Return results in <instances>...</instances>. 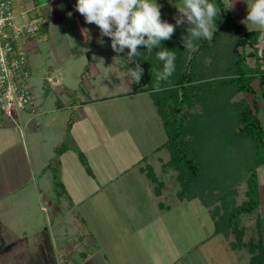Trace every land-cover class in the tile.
I'll list each match as a JSON object with an SVG mask.
<instances>
[{"label":"crops","instance_id":"obj_1","mask_svg":"<svg viewBox=\"0 0 264 264\" xmlns=\"http://www.w3.org/2000/svg\"><path fill=\"white\" fill-rule=\"evenodd\" d=\"M37 1L45 5L43 11L48 23L41 37L29 45L32 78L41 82L39 86L44 88L41 95L48 97L53 90L55 98L48 97L53 109L68 108L73 112L67 122L65 140L68 144L64 140L54 144L49 124L40 119L42 116L33 118V121L41 122L39 128L33 122L29 130L37 134L35 143L40 142L42 152L51 147L56 150L59 159L52 162L55 170L60 168V179L68 198L73 199L69 186H73L74 194L85 192L77 198L82 204L97 198L100 222L106 213L110 217L123 215V223H128L135 234H141L142 240L146 241V244H105V247L100 244H54L46 250L51 259L47 263L249 264L253 254L246 247L248 244L238 245L230 235L218 232L216 220L206 207L213 231L197 244H186L185 214L180 210L182 205L196 200L162 210L154 200L152 188L139 176V162L154 155L166 143L167 135L149 92L128 95L120 82L123 55L128 50L116 53L110 46V38L103 45L97 43L99 29L85 23L84 17L75 9L76 0H17L24 6ZM225 1L235 21L238 20L235 14L247 15L245 0H234L231 8L229 0ZM174 16L165 14L162 19L175 24L174 18L178 15ZM241 23L238 24L241 26ZM83 28L89 29L92 36L87 43L81 32ZM184 32L180 34L183 36ZM253 86L259 90L256 92L260 106L258 117L264 128V86L260 89L258 81ZM120 102L123 104L119 106ZM42 106L40 102L39 110ZM14 129L20 132L16 126L0 127V160L3 163L7 161L8 153L13 157L20 153L18 133L17 130L13 132ZM64 145H68V149L59 151ZM77 151L84 154L93 175L88 174ZM10 164L17 166L20 160ZM2 166L4 164H0V175ZM256 172L260 197L258 220L264 246V165ZM45 179L46 174H42L39 184L45 183ZM3 182L0 176V203L11 192H6ZM191 213L199 216L200 212L193 208ZM174 231L179 232L181 241L175 238ZM220 237H224L227 244L216 242Z\"/></svg>","mask_w":264,"mask_h":264},{"label":"rangeland","instance_id":"obj_2","mask_svg":"<svg viewBox=\"0 0 264 264\" xmlns=\"http://www.w3.org/2000/svg\"><path fill=\"white\" fill-rule=\"evenodd\" d=\"M39 2L37 1V3ZM179 4L180 0L166 4L163 8L169 12V15L177 16L179 12L175 5L179 6ZM246 16L235 14L239 20L236 22H244ZM241 26L245 30L258 29L255 25L245 22L241 23ZM178 30L180 31V29ZM230 34L232 33L226 32L223 34V38L219 36L216 43L218 44L216 59L222 55H229L228 52H234L229 51L232 46ZM186 35L187 33L184 32L180 39ZM172 41H174V35L170 40L162 41L161 46L165 44V47L170 48ZM256 46L261 48L259 43ZM173 48L175 47L172 46L171 49ZM142 49L145 50V55H143L142 51L144 50ZM157 50L160 49L154 48L153 53H149L146 48L140 47L138 49L141 51L139 57L138 55L134 57V66L131 68L134 69L136 63L142 66L148 58H156ZM208 62L212 64L211 60ZM248 62L251 65L254 64L252 58ZM154 64L156 63L154 62ZM31 84L36 98H38V104L41 102L43 105L40 110L43 109L44 112H41L39 116H42L40 119L44 122L47 120L50 138L54 140V144L63 140L65 142L68 117L73 111L68 108L61 111L53 109V105L49 102L50 98L56 96L53 90L49 92L51 95L48 98L49 96L41 95V90L44 88L39 86L41 82L34 76ZM146 87L147 84L141 76L140 82L135 83V89L141 90ZM255 89L256 92H259L256 87ZM241 99L246 100L249 104L253 102V96L240 94L233 100L224 102L222 110L212 106V109L204 111V108L199 104L194 109L199 112L193 113L194 115L191 113L192 115L188 116V120H192L195 115L198 116V120L202 117L205 119L200 128H195V133L200 141L193 149L200 160V176L189 184L190 187L185 193L186 199L191 197L190 199L196 201L182 205V210H180L182 214H185L186 244H197L204 239L206 234L213 231L210 223L211 218L204 207L210 210L212 217L221 225L223 230L221 232L226 234L230 230L227 223L232 212L246 201L249 174V172L246 173V170L253 161L255 147L250 140L241 142L238 138L240 130L238 121L232 113V103ZM51 100L53 101V99ZM120 104L122 105L123 102H120L119 106ZM207 104L209 103L207 102ZM122 112L124 111L122 110ZM33 118L30 114H21V134L17 129L13 131L17 130L18 133L20 153L18 152L14 157L8 153L5 163L0 160V164H4V167H1L0 175L4 181L3 187L6 192L11 191L0 203V264H48L47 262L51 259H49L46 250L48 246L53 247L54 244H100L104 245L103 247L105 244H146V241L142 240L141 234H135L128 223H123V215L110 217L106 213L105 218L100 216V222L98 218L101 212L99 213L100 207L97 198L82 204L77 201V198L84 195L85 192L74 194L73 186H69L73 199L71 196L69 198L66 196L67 192L61 194L62 190L55 186L58 181L62 183L60 168L55 170L54 162H52V160L59 159L58 154L53 147L46 148L42 152L40 142L35 143L38 139L37 134L29 130L30 125L33 124ZM200 121L202 120L200 119ZM25 130L28 131L24 135ZM66 144H68L67 141ZM152 159L154 179L145 182L153 191L158 188L160 183L176 177L178 172L170 167L169 155L156 153ZM14 160L17 162L20 160V164L12 166L10 163H13ZM158 161H161L160 166H158ZM42 174H46V182L39 184ZM182 191L183 185L176 186L168 195L173 199ZM193 208L200 212L199 216L191 213ZM54 228H56L55 231ZM173 235L175 238H179L178 241H181L179 232L176 234L174 231ZM229 235L236 240V234L230 231ZM189 237L191 241H189ZM216 242L227 244L224 237H220ZM61 264H65V262Z\"/></svg>","mask_w":264,"mask_h":264},{"label":"trees","instance_id":"obj_3","mask_svg":"<svg viewBox=\"0 0 264 264\" xmlns=\"http://www.w3.org/2000/svg\"><path fill=\"white\" fill-rule=\"evenodd\" d=\"M177 1L179 0H157V3L161 5L162 17L169 13L163 7ZM212 2L218 5L220 14L215 18L216 30H214L211 39L197 41L198 50L189 53L185 50L183 42L177 43L182 40L180 39L181 35L178 34L184 31L187 33L186 29L189 27L187 24V27L179 26L176 28L174 33V39H176L174 41L176 42H170V48L165 47V44L161 46L176 53L175 71L168 80L159 82L156 80L155 73L162 70L163 62L156 58H148L141 66L143 68V80L146 82L147 87L141 90L135 89V83L128 74L129 68L134 66V57L128 58L126 52L123 55L124 65L121 68L120 82L126 88V94L128 95L149 92L153 106L163 123L167 135L166 143L156 153L169 155V165L178 172V175L160 183L158 188L152 191L154 200L162 210H169L186 200H193L190 199L191 197L186 199L185 193L190 187L189 184L200 176V160H198V156L193 149L200 141L195 133V128H200L205 119V117H202L198 120V116L195 115L192 116V120H188L191 113L199 112L194 110L195 107L200 104L204 111L212 109V106L222 110L223 103L233 100L237 95L253 96L252 104L244 99L232 103V113L238 121L240 130L238 134L239 141L250 140L255 149L253 161L246 170V173L249 172L246 201L232 212L227 223L230 230L226 235H229L231 231L236 234V244H244V246L248 244L246 247L253 254L249 264H263L264 246L261 241V229L258 220L260 197L256 170L264 165V128L258 117L260 106L253 84L258 81L260 89H263L264 48L260 54V49L256 47V44L264 42V39H261V31L245 30L236 23L227 8L225 0H212ZM179 28L180 31H177ZM226 32L232 33L229 37L232 42L229 51L234 52L227 51L229 55H222L219 59H216L217 40L219 36L223 38V34ZM107 39L109 38L103 37L104 41ZM172 46L175 48L171 49ZM238 49L241 51L238 52ZM251 58L254 60L253 65L248 62ZM209 60L212 61V64L208 62ZM157 85H159V91H157ZM39 112L41 113L40 110ZM67 149V146L64 145L59 151ZM77 152L88 174L93 175L84 154ZM152 156L145 157L138 164L140 177L144 181L154 179ZM158 162V166H160L161 161ZM180 185H183V191L171 199L168 194ZM55 186L57 189L62 190L61 194H66L63 183L58 181ZM249 220H253V222L250 223ZM216 224L217 231H223L217 220Z\"/></svg>","mask_w":264,"mask_h":264},{"label":"clouds","instance_id":"obj_4","mask_svg":"<svg viewBox=\"0 0 264 264\" xmlns=\"http://www.w3.org/2000/svg\"><path fill=\"white\" fill-rule=\"evenodd\" d=\"M229 3V8L233 7L234 0H229ZM245 3L247 16L244 22L255 25L261 31V39H264V0H245ZM175 7L179 15L174 18L176 23L172 24L162 19L161 5L157 0H76L75 4L85 23L98 27L100 36L97 43L103 45V37L110 38V46L116 53L127 49V57L131 58L141 52L138 51L141 46L149 53L159 48L155 57L163 62V68L155 73L158 82L168 80L174 73L176 60L175 51L161 47V42L170 40L176 28L187 23L188 34L182 40L186 51L195 52L198 50L197 41L212 38L216 30L215 18L220 14L218 5L212 0H180L179 6ZM81 32L85 43L91 41L89 29L83 28ZM142 73L143 68L136 63L134 69L129 68L128 74L138 84Z\"/></svg>","mask_w":264,"mask_h":264},{"label":"built area","instance_id":"obj_5","mask_svg":"<svg viewBox=\"0 0 264 264\" xmlns=\"http://www.w3.org/2000/svg\"><path fill=\"white\" fill-rule=\"evenodd\" d=\"M44 4L19 5L0 0V127L21 128V114L41 113L31 84L29 45L43 34L48 18ZM260 54L264 42L260 43ZM257 47V46H256ZM36 127L38 120L33 121ZM22 130V128H21Z\"/></svg>","mask_w":264,"mask_h":264}]
</instances>
